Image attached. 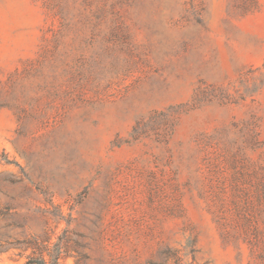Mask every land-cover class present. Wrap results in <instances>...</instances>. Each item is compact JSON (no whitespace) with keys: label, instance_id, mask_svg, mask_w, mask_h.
Wrapping results in <instances>:
<instances>
[{"label":"rangeland","instance_id":"rangeland-1","mask_svg":"<svg viewBox=\"0 0 264 264\" xmlns=\"http://www.w3.org/2000/svg\"><path fill=\"white\" fill-rule=\"evenodd\" d=\"M21 167L105 264H264V0H0V176Z\"/></svg>","mask_w":264,"mask_h":264},{"label":"trees","instance_id":"trees-1","mask_svg":"<svg viewBox=\"0 0 264 264\" xmlns=\"http://www.w3.org/2000/svg\"><path fill=\"white\" fill-rule=\"evenodd\" d=\"M44 181L42 172L35 178L24 167L20 176H0V250H18L25 256V264H64L62 260L68 257H74L75 264H105L98 249L100 232L85 225L73 227L75 217L72 213L63 215ZM36 195H41L48 206L36 204ZM64 219L68 225L60 232L53 231L50 223ZM165 252L179 258L177 251L168 248Z\"/></svg>","mask_w":264,"mask_h":264}]
</instances>
